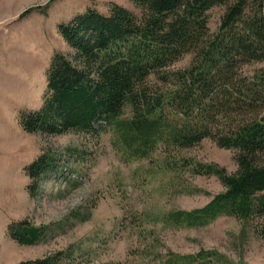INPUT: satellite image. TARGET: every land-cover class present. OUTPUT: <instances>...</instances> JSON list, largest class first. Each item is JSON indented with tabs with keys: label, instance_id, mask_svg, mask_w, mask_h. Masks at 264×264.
Instances as JSON below:
<instances>
[{
	"label": "trees",
	"instance_id": "obj_1",
	"mask_svg": "<svg viewBox=\"0 0 264 264\" xmlns=\"http://www.w3.org/2000/svg\"><path fill=\"white\" fill-rule=\"evenodd\" d=\"M130 1L139 13L116 2L108 13L90 7L60 25L74 52L55 54L44 103L22 110L20 125L53 135H99L106 129L125 161L148 159L163 149L167 167L178 163L182 150L210 138L235 151L237 169L228 172L217 163L184 157L197 173L216 175L224 189L203 207L172 209L167 220L191 227L233 216L264 239V0ZM216 6L225 10L213 32L209 11ZM187 54H192L189 65L175 67ZM253 63L263 65L246 72ZM99 121L105 123L96 128ZM54 159L44 152L25 166L31 196ZM8 228V235L23 244L45 234L27 219ZM156 240L145 247L154 248L146 264H213L217 257L207 249L164 252L155 249ZM59 255L22 264H54Z\"/></svg>",
	"mask_w": 264,
	"mask_h": 264
},
{
	"label": "rangeland",
	"instance_id": "obj_2",
	"mask_svg": "<svg viewBox=\"0 0 264 264\" xmlns=\"http://www.w3.org/2000/svg\"><path fill=\"white\" fill-rule=\"evenodd\" d=\"M49 1L0 0V264L55 254L60 258L54 264H146L154 248L145 247L153 237L155 249L164 252L216 251L213 264H264V239L236 217L221 215L191 227L167 220L172 209L203 207L224 189L216 175L197 173L183 158L233 172V149L207 138L182 150L178 163L167 167L163 149L148 159L125 161L106 129L99 135H53L22 128L21 111L44 103L55 54L74 52L60 32L62 23L90 7L108 13L116 2L140 12L130 0H54L45 6ZM224 10L216 6L209 11L211 31L218 29ZM191 58L187 54L174 66L186 67ZM261 65H247L245 71ZM100 123L105 122L95 127ZM44 152L55 155L54 166L33 197L24 168ZM23 219L44 229L38 242L23 244L8 235V226Z\"/></svg>",
	"mask_w": 264,
	"mask_h": 264
}]
</instances>
